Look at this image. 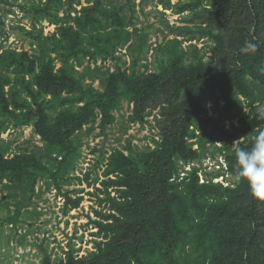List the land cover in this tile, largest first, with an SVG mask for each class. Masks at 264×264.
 Here are the masks:
<instances>
[{
  "label": "trees",
  "instance_id": "trees-1",
  "mask_svg": "<svg viewBox=\"0 0 264 264\" xmlns=\"http://www.w3.org/2000/svg\"><path fill=\"white\" fill-rule=\"evenodd\" d=\"M131 1L112 13L117 25L123 22L120 12L125 6L129 9ZM160 1L171 5L170 0ZM95 2L85 9V19L79 20L84 29H94L95 13L107 14L100 8L103 0ZM215 2L211 8L200 9L202 0L183 6L203 20L194 29H182L214 43L215 55L210 60L195 53L197 48L192 59L184 48L174 46L152 71L129 70L117 63L101 78L102 89L85 84L87 72L77 76L68 61L76 58L81 63L86 56L97 59L114 54L116 44L112 40L119 42L125 36L119 28L107 38L101 34L91 37L88 43L82 32L72 26L65 28L64 40L53 41L65 63L57 70L47 46L37 36L39 51L34 55L15 50L0 54V112L16 126L33 123L48 148L62 154L65 161L79 148L77 132L99 121L100 132L106 133L124 100L133 104L129 116L132 122L144 124L147 115L155 110L158 113L154 119L161 138H153L154 145L138 149L129 140L124 147L127 154L116 149L110 155L105 175L111 177L103 183L106 201L114 212L103 214L106 222H98L105 241L91 255L78 258L69 253L67 260L57 263L42 247L43 264H264V200L254 198L243 180L227 186L214 182L213 177L201 182L197 166L182 176L179 166L181 161L194 162L203 157L190 139L197 138L206 150L207 143L220 135L227 148L224 155L228 172L237 178V150L250 148L253 138L264 131V119L258 116L259 107L264 105V73L260 72L264 67V0ZM34 12L37 15L43 10ZM3 34L0 30V37ZM246 41L257 43V50L241 53ZM9 72L20 81L23 74L22 86L13 85ZM32 74L34 87L24 82V76ZM8 84H12L10 95L6 93ZM23 91L32 97L36 108L21 97ZM48 95L59 99L58 104L45 100ZM241 97L248 101L247 115ZM211 108L214 115L209 114ZM235 118L239 126L234 125ZM226 120H232V129L226 128ZM235 140L239 144L232 149ZM62 168L63 163L56 171L44 164L37 146L13 157L0 151V183L6 181L5 186L13 193L8 198L17 200L18 191H29L17 203L16 216L9 220L13 222L21 214L22 205L31 200L42 173L53 178L61 190L58 178H64ZM110 187L116 190V196ZM64 196L66 204L73 207L82 199L72 198L68 192Z\"/></svg>",
  "mask_w": 264,
  "mask_h": 264
},
{
  "label": "rangeland",
  "instance_id": "rangeland-1",
  "mask_svg": "<svg viewBox=\"0 0 264 264\" xmlns=\"http://www.w3.org/2000/svg\"><path fill=\"white\" fill-rule=\"evenodd\" d=\"M195 1L170 0L171 5L165 6L160 0H132L130 8L125 6L123 12H120L123 22L117 25L112 13L120 6L126 5L127 0H103L100 8L107 14L95 13L94 29H84L79 20L85 19V9L94 6L95 0H0V30L4 32L0 37V54L15 50L34 55L39 51L40 39L47 46L48 56L53 59L57 70L64 67L65 63L53 41L64 40L62 34L65 28L72 26L74 30L82 32L86 43L91 37L96 38L100 34L107 38L114 28H119L125 36L119 42L112 40V43L116 44L114 54L107 57L102 55L97 59L86 56L81 59V63L76 58L68 61L77 76L87 72L84 77L85 84L91 83L96 89L103 88L101 78L107 70H114L117 63L129 70L135 68L138 71H152L166 58L168 49L174 46L178 49L184 48L188 52V58L192 59L197 48L195 53L203 55L205 60H210L215 55L214 43L206 36L182 29H194L203 21L197 18L198 15L192 9L183 8L187 2ZM213 4H217L215 0H202L200 9L211 8ZM38 8L43 12L36 15L34 11ZM46 11L51 14L48 15ZM113 55L120 60L112 57ZM217 59L215 57L214 61ZM94 74L99 77H93ZM19 76L22 81L23 74ZM9 77L13 85H21L16 74L9 72ZM24 82L33 85V74L25 75ZM11 85L6 86V93L9 95ZM21 97L27 98L34 108L37 107L25 91ZM44 98L53 101L55 105L59 102V99L50 95ZM242 102L244 114L247 115L250 112L248 101L244 99ZM132 106L133 104L124 100L122 108L115 112L116 121L108 126L104 134L100 132L99 121L93 125H85L77 132L79 148L66 161L62 154L48 148L47 143L37 134L33 123L16 126L7 115L0 112V151L7 157H13L27 148L37 146L41 161L52 171H56L58 165L63 163L61 174L64 176L58 178L61 185V190H58L54 179L47 173H42L34 195L26 205H22L21 214L13 222L9 219L16 216L17 203L22 202L29 191L25 188L18 191L17 200L8 198L12 190L5 186L6 181L0 183V264H43L42 247L48 251L55 263L67 260L69 253L79 258L98 250V246L106 237L98 222H106L103 214L114 212L106 201L103 183L111 177L105 175L110 155L116 149H123L127 154L124 147L129 140L138 149H146L147 144L154 145L153 138H161L154 119L158 114L157 110L147 115L146 122L142 124L130 121ZM209 114L214 115L212 108ZM52 115L55 117L56 112L52 111ZM233 123L235 126L240 125L238 118H235ZM225 126L232 129V120H226ZM214 138V142L207 143L206 150L200 147L197 138L189 140L194 141V149L200 148L203 157L194 162L181 161V176L193 166H197L201 182L213 177L214 182H220L224 186L233 185L237 178L228 172L224 155L227 148L223 137L216 135ZM231 143L232 149H237L238 140ZM109 191L112 195H117L113 187H110ZM66 192L72 198L81 196L79 206L66 204ZM188 251H191L190 246Z\"/></svg>",
  "mask_w": 264,
  "mask_h": 264
},
{
  "label": "clouds",
  "instance_id": "clouds-1",
  "mask_svg": "<svg viewBox=\"0 0 264 264\" xmlns=\"http://www.w3.org/2000/svg\"><path fill=\"white\" fill-rule=\"evenodd\" d=\"M257 47V43L246 41L240 52L245 54L255 52ZM260 72L264 73V67L260 68ZM258 116L264 119V105L259 107ZM253 139L254 143L250 148L237 150L234 168L237 179L247 183L251 195L264 200V131Z\"/></svg>",
  "mask_w": 264,
  "mask_h": 264
}]
</instances>
